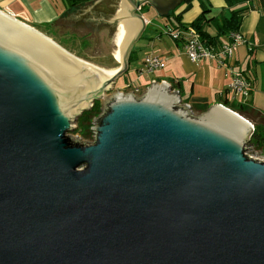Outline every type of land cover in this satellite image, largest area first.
<instances>
[{
    "label": "water",
    "instance_id": "water-1",
    "mask_svg": "<svg viewBox=\"0 0 264 264\" xmlns=\"http://www.w3.org/2000/svg\"><path fill=\"white\" fill-rule=\"evenodd\" d=\"M130 1L59 21L110 26L115 69L0 10V264H264L252 123L223 104L196 114L165 81L105 95L129 70L141 7L167 16L185 0ZM99 99L93 140L73 139Z\"/></svg>",
    "mask_w": 264,
    "mask_h": 264
},
{
    "label": "crops",
    "instance_id": "crops-1",
    "mask_svg": "<svg viewBox=\"0 0 264 264\" xmlns=\"http://www.w3.org/2000/svg\"><path fill=\"white\" fill-rule=\"evenodd\" d=\"M75 1L0 0V10L36 28L49 37L53 35L48 32L49 30L42 28L46 24L51 25V32H54L55 35H57L56 30L59 26H70L72 36L80 38L79 32L89 29L86 24L67 25L59 21L68 11L94 0H86L78 3ZM205 2L211 4L213 9L210 15H218L222 10L223 13L229 15V12L226 10L227 5L225 0H205ZM196 3H199L201 12L202 3L200 0H193L191 9ZM247 5H249L250 9L245 15L240 27V32L244 38L235 47L233 61L231 63L225 61L223 64L218 57L193 62L184 49V40H177L169 33H166L167 29L175 27V19L173 16L171 18L162 16L156 9V13L160 19L142 14L146 19L147 25L138 41L144 39L148 42H153V45L150 48H146L142 56H140L139 52L142 53L143 48L146 47V42L141 41L140 45L138 44L137 46L138 41L135 43L133 60L137 61L140 59L141 61L140 66L135 67L143 68L145 57L150 53L162 58V66L160 68L149 72L148 75H145V72L141 71L142 80L140 81L143 83V86H149L154 81L171 83L176 89L181 91L180 95L182 100L185 103H189L197 114L208 110L215 104L229 105L227 107L233 111L240 109L243 104L245 107V115L242 116L249 120L254 128L257 125L259 132L264 134V2L262 0H251ZM183 6H186V4ZM182 10L179 11L178 9L174 14H178ZM200 12L186 19H183V13L181 16L182 23L191 22ZM148 26H151L153 31L144 36ZM99 29L102 31L104 29L110 30V26L101 25ZM208 29L213 34L216 33L214 28ZM63 36L61 37L63 38ZM228 41V38H223L222 43ZM88 43L92 46L91 44L93 42L88 40L86 44L88 45ZM115 60L117 61V65L111 67H120L121 63L116 58ZM134 63L139 65L138 62ZM158 70L159 72L156 73ZM235 71H240L251 84V91L246 98H243L242 95H236L234 91L229 89ZM140 86V84H137L135 87ZM261 137H264V135Z\"/></svg>",
    "mask_w": 264,
    "mask_h": 264
},
{
    "label": "rangeland",
    "instance_id": "rangeland-1",
    "mask_svg": "<svg viewBox=\"0 0 264 264\" xmlns=\"http://www.w3.org/2000/svg\"><path fill=\"white\" fill-rule=\"evenodd\" d=\"M183 5L184 4H181L180 6H178L176 8V10L178 11V9H179V11H180V10L184 9L186 6H183ZM200 10L201 9H200L199 3H196V5L192 9L190 8L189 10L184 12L183 19H186V18H188V17H190V16H192V15H194L196 13H199ZM140 13L144 14V15H146L148 17L153 16L156 19H160V17L156 13V10L150 4L143 5L141 7V9H140ZM50 26L49 27H42V28L44 30H47L48 28H50ZM210 28L213 29L214 27H210ZM151 31H153L152 27L148 26L146 32L144 33V36H146L147 34L151 33ZM48 32L52 33V35H53L50 38H52L55 42L60 44L62 47L66 48L69 52H71L72 54L76 55L77 57H79V58H81V59H83V60H85L87 62H90V63H92L94 65L100 66L102 68H104V67L106 69L116 68V67H111V66H116L117 65V61L115 60V58L113 56V53L111 51L112 50V46H111V44H110V42L108 40V36H109L110 30L104 29V31H102V30L98 29V30L95 31L96 36L100 40V51L99 52L94 51L95 48L98 46V41L96 39V36L92 35L93 32L90 29H85L84 31H80L79 32L80 38L73 37L72 34H71L70 26H66V25H63L61 27L59 26L57 28V30H56L57 35H55L54 32H51V31H48ZM155 33L158 34V32H156V31H155ZM166 33L168 34L167 31H166ZM61 36H63V38ZM88 40L93 42L91 44L92 46H90L89 43H88V45L86 44V42H88ZM141 41H145L146 42V47L143 48L142 53L139 52L140 56H142V54H143V52H144V50L146 48H150L153 45V42H151V41L148 42V41L142 39V40L137 42L136 46L138 44L140 45ZM150 54H152V53H150ZM134 62H138L139 65H136V63H134ZM131 63L132 64H131L130 69L125 71L124 73H122L119 76V78L117 79V81L114 84L113 88L110 91H107L105 93V95L112 96L114 93H116L117 90H122L121 86L127 85V84H132L133 86H132V88L128 87L126 91H128V90L129 91H133V89H135L134 92H136L137 94H141V93L146 91L148 86L144 87L143 83H141V81H140V80H142V77H141L142 67H139V68L135 67V66H140V64H141L140 59L137 60V61L132 59ZM156 69H158V68H156ZM144 72H145V75H148V73H149L147 71H144ZM158 72H159V70L156 71V73H158ZM142 74H143V72H142ZM137 84H140L141 86L140 87H135ZM98 102L100 103L101 108H102L103 107L102 106V99H99ZM83 114H84V112L82 113V115ZM76 125H77V121H76ZM76 129H74L73 131H71L69 133V135L72 136L73 139L80 138L83 142H91L93 140L92 137L82 138L81 133L77 132ZM248 153L251 156L255 157V158L264 159V152L263 151L257 150L255 148H253V149L250 148L248 150Z\"/></svg>",
    "mask_w": 264,
    "mask_h": 264
},
{
    "label": "trees",
    "instance_id": "trees-1",
    "mask_svg": "<svg viewBox=\"0 0 264 264\" xmlns=\"http://www.w3.org/2000/svg\"><path fill=\"white\" fill-rule=\"evenodd\" d=\"M83 1L86 0H76L75 2L78 3ZM192 1L193 0H185L182 3V4H186V7L182 10V12L178 14H174L176 11L174 10L171 14L167 15L168 18H171L173 16L175 19V23H174L175 27L167 29V32L170 35H172V30H175L176 28L183 29L182 36L180 38H175V39L184 40L185 34L187 32L190 33L191 30H194L199 33L202 41L205 44L213 46L216 49H220L221 44L223 42V38H228V40H230V35L232 33L240 32V27L244 20V17L250 9L247 3L250 2L251 0H225L227 5L226 10L229 12V15L223 13V10L218 15H210L211 11L213 10L211 4L206 3L205 0H200L202 3V11L200 12V14L191 22L182 23L181 16L185 11L189 10L192 7ZM262 1L264 2V0ZM45 27H49V25L46 24ZM210 27H214V29L216 30L215 34H213L208 29ZM50 28H48L47 30L51 31ZM133 52L134 51L132 50L129 58V66L133 59ZM98 101L99 100H96L94 102V105L90 109L85 110L84 114L81 115V117H79V119L77 120L76 130L77 132L81 133L82 138L94 137L93 136L94 132L92 130L93 120L95 117H97L100 114L102 110L101 105ZM244 108L245 107L242 104L240 109H235V111L239 112L241 115H245ZM263 135L264 134L259 132V127L256 125L252 138L249 141L250 148L252 149L255 148L257 150L264 152V137H261Z\"/></svg>",
    "mask_w": 264,
    "mask_h": 264
},
{
    "label": "built area",
    "instance_id": "built-area-1",
    "mask_svg": "<svg viewBox=\"0 0 264 264\" xmlns=\"http://www.w3.org/2000/svg\"><path fill=\"white\" fill-rule=\"evenodd\" d=\"M182 30L183 29L180 28L172 30V36L174 38H180L182 36ZM187 33L185 34L184 38V49L193 62H199L204 59H213L218 57L222 64L225 61L231 63V61H233L235 57L236 45L240 43L244 38L240 32L232 33L230 35V40L228 42L222 43L220 49H216L213 46L205 44L198 32L191 30L188 35ZM161 66L162 58L160 56L148 54L145 57L144 67L142 68V71L153 72L156 68H159ZM167 83L172 86V91L180 93L179 89H176L174 85L169 82ZM229 89L234 91L236 95H242L243 98H246L251 91V84L240 71H235L233 73L232 83L230 84ZM134 90L135 89H133V91Z\"/></svg>",
    "mask_w": 264,
    "mask_h": 264
},
{
    "label": "flooded vegetation",
    "instance_id": "flooded-vegetation-1",
    "mask_svg": "<svg viewBox=\"0 0 264 264\" xmlns=\"http://www.w3.org/2000/svg\"><path fill=\"white\" fill-rule=\"evenodd\" d=\"M132 84H127V85H123V86H121V89L123 90V91H126L127 90V88L128 87H131L132 88ZM129 91V90H128ZM180 94V93H179Z\"/></svg>",
    "mask_w": 264,
    "mask_h": 264
},
{
    "label": "bare ground",
    "instance_id": "bare-ground-1",
    "mask_svg": "<svg viewBox=\"0 0 264 264\" xmlns=\"http://www.w3.org/2000/svg\"><path fill=\"white\" fill-rule=\"evenodd\" d=\"M129 2L132 4V2L129 0ZM133 5V4H132ZM26 24V23H25ZM27 25V24H26ZM116 58V57H115ZM117 59V58H116ZM83 60V59H82ZM118 60V59H117ZM85 61V60H84ZM119 61V60H118ZM90 63V62H89ZM121 63V61H119ZM92 64V63H91ZM122 64V63H121ZM105 68V67H104ZM118 68V67H117ZM106 69V68H105ZM110 69H115V68H110Z\"/></svg>",
    "mask_w": 264,
    "mask_h": 264
},
{
    "label": "clouds",
    "instance_id": "clouds-1",
    "mask_svg": "<svg viewBox=\"0 0 264 264\" xmlns=\"http://www.w3.org/2000/svg\"><path fill=\"white\" fill-rule=\"evenodd\" d=\"M183 101V100H182Z\"/></svg>",
    "mask_w": 264,
    "mask_h": 264
}]
</instances>
